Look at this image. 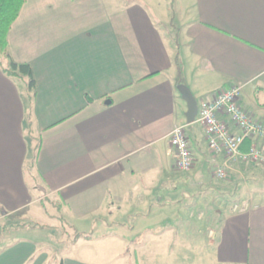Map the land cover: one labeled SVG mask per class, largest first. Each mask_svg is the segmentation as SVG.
Segmentation results:
<instances>
[{
	"label": "crops",
	"instance_id": "0c3cea01",
	"mask_svg": "<svg viewBox=\"0 0 264 264\" xmlns=\"http://www.w3.org/2000/svg\"><path fill=\"white\" fill-rule=\"evenodd\" d=\"M160 1L26 0L5 57L32 65L37 91L29 104L0 64V225L22 223L0 264H264V166L215 155L177 84L181 68L198 105L242 85L264 117V0ZM182 125L189 171L171 144ZM181 222L213 238L185 245Z\"/></svg>",
	"mask_w": 264,
	"mask_h": 264
},
{
	"label": "built area",
	"instance_id": "2783aa9c",
	"mask_svg": "<svg viewBox=\"0 0 264 264\" xmlns=\"http://www.w3.org/2000/svg\"><path fill=\"white\" fill-rule=\"evenodd\" d=\"M243 86L232 85L216 90L210 98H203L198 105L197 122L206 132L209 148L215 155L226 154L230 161L253 162L264 166V117L258 118L244 109L242 104ZM252 140L248 152L241 147L246 140ZM171 144L176 151V167L189 171L196 162L195 152L187 133V126L174 129ZM217 176L226 178V166L219 165ZM248 203L236 205L234 211H245Z\"/></svg>",
	"mask_w": 264,
	"mask_h": 264
},
{
	"label": "trees",
	"instance_id": "16d2710c",
	"mask_svg": "<svg viewBox=\"0 0 264 264\" xmlns=\"http://www.w3.org/2000/svg\"><path fill=\"white\" fill-rule=\"evenodd\" d=\"M26 0H0V64L3 65L2 58L8 55V44H9V32L20 15V12L25 4ZM171 25L175 27L174 18L172 19ZM175 44L179 47L178 35L172 36ZM180 51L177 50V60H179ZM180 67V63H179ZM3 70L9 77L20 78L27 83L29 92V104L32 103L33 98L37 91V80L34 74L33 67L30 63H18L14 60H10L8 66L3 65ZM184 79L182 77L181 68H179V77L177 78V84H183ZM89 100L91 97L87 95ZM31 107L28 108V115H31ZM39 145L36 147L38 150ZM1 211L7 214L6 209L1 207ZM9 220V219H8ZM20 227V226H17ZM7 228L1 227L0 225V236L6 231ZM92 239V234L76 232L73 241L79 238Z\"/></svg>",
	"mask_w": 264,
	"mask_h": 264
},
{
	"label": "rangeland",
	"instance_id": "374dc122",
	"mask_svg": "<svg viewBox=\"0 0 264 264\" xmlns=\"http://www.w3.org/2000/svg\"><path fill=\"white\" fill-rule=\"evenodd\" d=\"M160 1V0H159ZM162 1V0H161ZM160 1V2H161ZM158 2V3H160ZM159 9L163 10L164 9V6L163 4L161 3V5L159 6ZM2 61H3V65L4 66H8L9 65V60L7 59V57H3L2 58ZM20 79V78H18ZM22 79H20L19 83H22L21 82ZM38 146V138L37 140L34 142V145H33V153L34 151L36 150V147ZM13 222V219L7 224L5 225H1V227H5V228H11V227H17V226H22V223L18 222V221H15V223H12ZM181 229V231H183V237L185 239L184 240V244L186 245L187 243H191L192 240L194 239H197V238H201L203 239V241L206 243V244H209L210 240L213 238V229L211 227H205V228H198V226H196L195 224H192V222H189L188 224H184L183 222H181L179 225H178ZM65 229H66V226H64ZM6 229V230H7ZM63 232V231H62ZM58 233H60V236H62L61 232H54V236H57ZM64 236V235H63ZM38 237V236H37ZM53 237V236H51ZM39 238V237H38ZM52 239V238H51ZM54 241H57V239ZM52 242V241H51Z\"/></svg>",
	"mask_w": 264,
	"mask_h": 264
},
{
	"label": "water",
	"instance_id": "95a60500",
	"mask_svg": "<svg viewBox=\"0 0 264 264\" xmlns=\"http://www.w3.org/2000/svg\"><path fill=\"white\" fill-rule=\"evenodd\" d=\"M178 87H179L180 92L182 93L183 98L188 103V108H189V111L187 113L188 120L189 122H194L196 119L197 112H198V101L191 93V90L189 89V87H187L185 84H180Z\"/></svg>",
	"mask_w": 264,
	"mask_h": 264
}]
</instances>
